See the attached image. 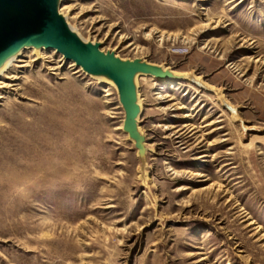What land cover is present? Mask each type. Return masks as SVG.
Instances as JSON below:
<instances>
[{"label": "rangeland", "instance_id": "374dc122", "mask_svg": "<svg viewBox=\"0 0 264 264\" xmlns=\"http://www.w3.org/2000/svg\"><path fill=\"white\" fill-rule=\"evenodd\" d=\"M63 5L85 40L163 74L138 78L136 137L112 82L50 49L19 69L0 264H264V0Z\"/></svg>", "mask_w": 264, "mask_h": 264}, {"label": "water", "instance_id": "95a60500", "mask_svg": "<svg viewBox=\"0 0 264 264\" xmlns=\"http://www.w3.org/2000/svg\"><path fill=\"white\" fill-rule=\"evenodd\" d=\"M26 42L57 48L85 69L113 78L127 112L126 127L138 137L136 94L131 73L145 70L161 75L160 69L138 60H121L111 53H104L97 45L82 43L57 14L55 0H0V57Z\"/></svg>", "mask_w": 264, "mask_h": 264}, {"label": "bare ground", "instance_id": "6f19581e", "mask_svg": "<svg viewBox=\"0 0 264 264\" xmlns=\"http://www.w3.org/2000/svg\"><path fill=\"white\" fill-rule=\"evenodd\" d=\"M63 1L64 0H55L56 12L62 18V20L66 24L68 30L72 34H74L82 43L97 45L96 43H98V42L96 39H94L92 41L85 40L82 37V35L78 32V30L73 28L68 23L66 16L68 17L70 10H71V7L69 5L61 6ZM230 2H233V0H230ZM43 49H50L53 51L55 50L58 53L62 54L65 59L72 61L71 65L77 66L79 68L78 71L83 70L84 72H87V73L93 75V77L101 79L105 83H106V81H108V82H112L113 83L112 85H114V87L117 86L116 81L113 78L109 77V75L101 73V72H93V71H89V70L85 69L82 65L78 64L75 60L67 58L57 48H51V47H47L43 44H37V43H33V42H26V43L20 44L16 47L12 48L6 54H4L2 57H0V98L5 97L6 89H12V88L18 86L17 81L22 78V76H21L22 72L19 71V69L31 67L32 63L36 59H38V58L40 59L41 57H44V56L46 57L45 54L41 53L43 51ZM99 49L101 50V47H99ZM24 51H26V52H24ZM101 51H103V50H101ZM104 53H108V52H104ZM111 54L116 58H119L121 60H125L122 57L118 56L115 52H113ZM146 74H150V72H147L145 70H134L131 73V81H132L133 89H134L135 94H136V100H135V103L137 105V110L135 113V121L136 122L139 119L140 112H141V109L143 107L141 102H140V96H139V91H138V78L140 75L146 76ZM169 78L173 79L172 77H169ZM168 81L170 83H173L172 80H168ZM110 89L111 88H109V87H106L104 89V91H107L106 95H109L111 93V92H109ZM137 128H138V126H137ZM191 131H193L194 133H197L198 132L197 127L196 126L192 127ZM251 223H253V222H251Z\"/></svg>", "mask_w": 264, "mask_h": 264}]
</instances>
